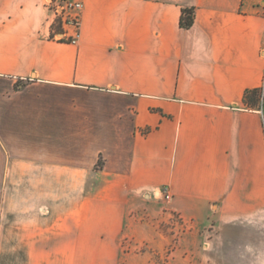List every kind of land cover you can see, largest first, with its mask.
<instances>
[{
	"label": "crops",
	"instance_id": "1",
	"mask_svg": "<svg viewBox=\"0 0 264 264\" xmlns=\"http://www.w3.org/2000/svg\"><path fill=\"white\" fill-rule=\"evenodd\" d=\"M75 1L72 45L46 0H0V264H118L140 202L262 217L264 0Z\"/></svg>",
	"mask_w": 264,
	"mask_h": 264
},
{
	"label": "rangeland",
	"instance_id": "2",
	"mask_svg": "<svg viewBox=\"0 0 264 264\" xmlns=\"http://www.w3.org/2000/svg\"><path fill=\"white\" fill-rule=\"evenodd\" d=\"M129 221L118 264H264V211L234 225L217 227L210 220L198 226L153 200L137 204Z\"/></svg>",
	"mask_w": 264,
	"mask_h": 264
},
{
	"label": "built area",
	"instance_id": "3",
	"mask_svg": "<svg viewBox=\"0 0 264 264\" xmlns=\"http://www.w3.org/2000/svg\"><path fill=\"white\" fill-rule=\"evenodd\" d=\"M45 7L52 18V25L60 34L56 35L57 41L76 45L80 37L81 14L83 4L75 0H46ZM264 58V51H263ZM264 95V76L260 88V97ZM155 198L170 199L168 189L152 190Z\"/></svg>",
	"mask_w": 264,
	"mask_h": 264
},
{
	"label": "trees",
	"instance_id": "4",
	"mask_svg": "<svg viewBox=\"0 0 264 264\" xmlns=\"http://www.w3.org/2000/svg\"><path fill=\"white\" fill-rule=\"evenodd\" d=\"M194 11L191 9H184L179 19V25L183 29H188L193 25ZM259 92L257 90L247 91L243 96V101L249 107H254L259 101Z\"/></svg>",
	"mask_w": 264,
	"mask_h": 264
}]
</instances>
